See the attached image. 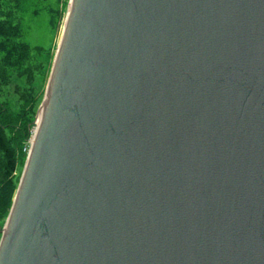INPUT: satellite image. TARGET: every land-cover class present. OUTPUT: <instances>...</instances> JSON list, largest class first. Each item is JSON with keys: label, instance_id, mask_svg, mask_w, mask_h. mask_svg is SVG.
Listing matches in <instances>:
<instances>
[{"label": "water", "instance_id": "water-1", "mask_svg": "<svg viewBox=\"0 0 264 264\" xmlns=\"http://www.w3.org/2000/svg\"><path fill=\"white\" fill-rule=\"evenodd\" d=\"M0 264H264V0H71Z\"/></svg>", "mask_w": 264, "mask_h": 264}, {"label": "trees", "instance_id": "trees-1", "mask_svg": "<svg viewBox=\"0 0 264 264\" xmlns=\"http://www.w3.org/2000/svg\"><path fill=\"white\" fill-rule=\"evenodd\" d=\"M19 1L0 0V223L8 217L14 200L20 181L17 170L25 164L36 113L45 94L40 92L39 83L48 74L40 57L46 49L29 43L23 24L14 19L12 8L21 9ZM49 11L51 24L56 25L58 8L50 7Z\"/></svg>", "mask_w": 264, "mask_h": 264}, {"label": "rangeland", "instance_id": "rangeland-1", "mask_svg": "<svg viewBox=\"0 0 264 264\" xmlns=\"http://www.w3.org/2000/svg\"><path fill=\"white\" fill-rule=\"evenodd\" d=\"M70 1L71 0H20L18 5L21 9H17L16 6L12 8L14 19L17 21L20 20L23 24L24 38L32 45H43L46 49L43 51V54H40V57L44 59L48 68L47 76L44 77L42 83H39L40 92L42 93L47 87L48 78L61 38ZM50 7L58 8V12L60 13L59 20L56 25L51 24V12L49 11ZM39 107L36 113L35 126L33 127L34 129L37 127V121L40 116ZM31 140L32 138L29 141L30 144L32 143ZM23 165L19 166L17 170L18 179L21 177L24 167ZM6 219L7 218H4L0 223V232L3 231Z\"/></svg>", "mask_w": 264, "mask_h": 264}, {"label": "bare ground", "instance_id": "bare-ground-1", "mask_svg": "<svg viewBox=\"0 0 264 264\" xmlns=\"http://www.w3.org/2000/svg\"><path fill=\"white\" fill-rule=\"evenodd\" d=\"M39 122V121H38Z\"/></svg>", "mask_w": 264, "mask_h": 264}]
</instances>
